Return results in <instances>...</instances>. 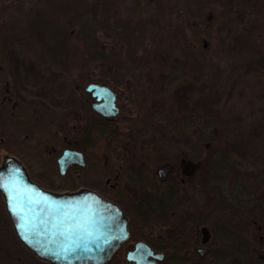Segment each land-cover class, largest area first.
I'll use <instances>...</instances> for the list:
<instances>
[{
	"label": "rangeland",
	"instance_id": "obj_1",
	"mask_svg": "<svg viewBox=\"0 0 264 264\" xmlns=\"http://www.w3.org/2000/svg\"><path fill=\"white\" fill-rule=\"evenodd\" d=\"M116 1L115 17L137 21L151 16L158 24L145 39L150 62L129 71L124 85L115 87L121 112L105 123L107 133L88 149L86 165L61 175L55 163L69 147L59 116L74 125L80 113L85 118L77 104L80 75L41 64L16 45L0 55V107L18 103L23 110L16 111L14 120L0 113V162L15 155L44 188L88 187L105 197L117 190L116 172L122 177L132 173L135 158L153 169L174 163L170 179H184L186 189L191 183L193 208L210 209L223 200L250 209L264 198V147L253 150L237 139L240 129L248 137L264 138V0ZM44 5L45 0H0V22L23 21L22 8ZM199 21L211 33L202 69L183 50L187 25ZM107 68L100 63L88 68L81 89L90 82H109ZM224 156L239 164L217 170L213 163ZM16 252L20 256L11 264H53L20 241ZM6 256L1 250L0 264H9Z\"/></svg>",
	"mask_w": 264,
	"mask_h": 264
},
{
	"label": "trees",
	"instance_id": "obj_2",
	"mask_svg": "<svg viewBox=\"0 0 264 264\" xmlns=\"http://www.w3.org/2000/svg\"><path fill=\"white\" fill-rule=\"evenodd\" d=\"M116 0H45L44 6L22 8L24 20H7L0 22V55L5 50L16 45L22 52L35 57L41 64H53L61 69L79 74L76 81L77 104L81 113L77 123L70 124L69 118L65 121V130L68 135L66 146L81 149L88 154V149L97 147L100 140L105 137L108 119L97 116L91 106V97L88 92L81 89L83 73L95 63L104 67L110 81L106 82L113 87H122L131 70L145 66L150 62L151 50L146 46L145 39L148 30L158 24V19L151 16H142L137 21L116 16ZM179 27L186 32L183 23ZM188 32L184 35V53L193 60L196 68H204L207 62L209 49L206 37L210 36L208 25L203 21L187 25ZM108 70V71H107ZM95 80V79H92ZM91 81V80H90ZM18 103L1 104L0 113L14 120L16 111L23 110ZM17 125H22L20 121ZM203 139V138H201ZM243 145L258 150L264 147V138H251L240 129L237 139ZM55 163L56 159H55ZM217 170L225 167L236 166L239 161L234 157L224 156L222 160L214 163ZM148 164L142 165L138 170V176L130 174L125 183L119 178L117 191L124 195H132V189L138 186L136 179H142L148 172H152ZM154 181V182H152ZM147 183H152V188L158 194L185 195L176 191L172 186L158 184L152 177L147 178ZM186 189L185 187H183ZM143 196H148L146 186ZM193 193V192H191ZM191 195V194H190ZM194 197V196H193ZM150 201V200H148ZM3 201H0V205ZM218 204L216 203L215 206ZM256 210L247 209L240 211L241 244L239 253L242 261L256 260L264 264V257L255 255L259 248L264 247V198L259 197L256 202ZM218 208V207H217ZM143 212H155V204L146 202L140 207ZM205 210L202 207L193 208V217L201 222L205 219ZM253 219L257 222V228L253 230L250 224ZM251 232L252 235L249 233ZM17 258L20 254L13 253ZM121 250L115 252L106 264H122ZM217 259L219 256L216 255ZM45 264L47 262H44ZM20 264V263H19Z\"/></svg>",
	"mask_w": 264,
	"mask_h": 264
},
{
	"label": "water",
	"instance_id": "obj_3",
	"mask_svg": "<svg viewBox=\"0 0 264 264\" xmlns=\"http://www.w3.org/2000/svg\"><path fill=\"white\" fill-rule=\"evenodd\" d=\"M85 90L95 99L96 112L105 118L118 115L117 90L100 82L88 83ZM72 163L84 166L85 155L67 147L58 157L60 172L64 174ZM159 172L164 176L166 169ZM0 191L18 238L38 258L53 264H106L129 234L128 217L117 202L88 187L62 192L44 188L15 155H6L0 164ZM9 195L17 197L21 214L34 226L30 239L36 247L21 238L18 220L9 210ZM140 251L144 258L153 253L144 242L137 243L136 252Z\"/></svg>",
	"mask_w": 264,
	"mask_h": 264
},
{
	"label": "flooded vegetation",
	"instance_id": "obj_4",
	"mask_svg": "<svg viewBox=\"0 0 264 264\" xmlns=\"http://www.w3.org/2000/svg\"><path fill=\"white\" fill-rule=\"evenodd\" d=\"M111 87L117 90L115 87ZM89 94L92 106L95 99L90 92ZM119 97L120 94L117 100L120 111L116 117L106 118L109 122L116 120L121 112ZM96 114L99 117L105 118L98 112H96ZM60 155L61 154H59L58 157ZM84 155L87 163L88 155L85 153ZM58 157L56 162L59 170ZM2 161L3 159L0 164ZM180 161L183 163L185 160L181 159ZM134 162L135 165L131 167V174H135L136 177H139L137 175L139 168L145 163L147 164V162L141 158H135ZM174 166H176L174 163L164 165L163 167L166 169L164 176L163 173L161 174L159 172L161 167L153 169L150 166L153 171L148 172L142 179H136L138 186L132 189V195H124L116 190L112 197H107L117 202L128 217L129 234L126 240H124L117 249V251L121 250L122 264L150 263L152 261H155V264L261 263L256 260L242 261L239 253L242 233L240 218L237 216L241 213L240 211H245L247 207L242 208L241 204L235 202L226 203L223 200L217 201V206L214 205L210 209H204V220L201 222L196 221L193 217L194 199L193 196L190 195V192H192L190 189L191 183L188 182L186 185L187 187L189 185V191V189L183 188L185 184L184 179H182L180 183L177 180H171L170 171ZM81 167L82 165L78 163H72L64 174H62L60 170L59 173L65 175L70 168L75 169ZM114 176L117 179L121 177L125 183H127L130 178V174H126V176L122 177L118 172H116ZM148 177H152V180H155L160 185L172 186L176 191L185 193V195L168 196L164 195L163 192L162 194H158V192L152 188V183H147ZM182 178L184 177L182 176ZM145 186L148 196L142 195L145 191L143 189ZM0 201H3V204L0 205V251L3 250L7 253L6 257L9 259V264H11L14 258L16 260V256L13 253H16L17 243L20 241L23 245L25 244L17 236L12 220L6 210L5 199L1 191ZM146 202L155 204V209H157V211L151 213L140 211V207ZM255 207L256 205L250 206V209L256 210ZM252 220L253 222L250 224V228L255 230L257 228V222L253 218ZM139 242H144L153 251L147 258H144L143 251L136 252L137 243ZM25 247L27 246L25 245ZM256 253H258L256 255L264 257V247L259 248ZM216 255L219 256V259H217Z\"/></svg>",
	"mask_w": 264,
	"mask_h": 264
},
{
	"label": "snow or ice",
	"instance_id": "obj_5",
	"mask_svg": "<svg viewBox=\"0 0 264 264\" xmlns=\"http://www.w3.org/2000/svg\"><path fill=\"white\" fill-rule=\"evenodd\" d=\"M6 191H11L10 189H5ZM9 210L12 212V215L17 218V229L21 238L29 243L31 246L36 247V245L30 239V233L34 227L29 223V221L21 214L19 205L17 203V197L15 195H9ZM83 227V226H80ZM39 250V249H38ZM66 251V249H65ZM48 249H45V254H47Z\"/></svg>",
	"mask_w": 264,
	"mask_h": 264
}]
</instances>
